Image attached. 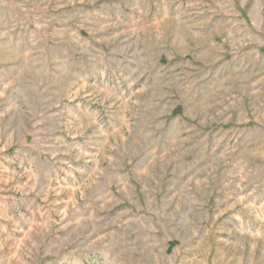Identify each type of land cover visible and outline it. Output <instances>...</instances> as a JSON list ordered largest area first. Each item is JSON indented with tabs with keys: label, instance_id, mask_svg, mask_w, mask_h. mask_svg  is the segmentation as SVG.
I'll return each mask as SVG.
<instances>
[{
	"label": "rangeland",
	"instance_id": "rangeland-1",
	"mask_svg": "<svg viewBox=\"0 0 264 264\" xmlns=\"http://www.w3.org/2000/svg\"><path fill=\"white\" fill-rule=\"evenodd\" d=\"M0 264H264V0H0Z\"/></svg>",
	"mask_w": 264,
	"mask_h": 264
}]
</instances>
